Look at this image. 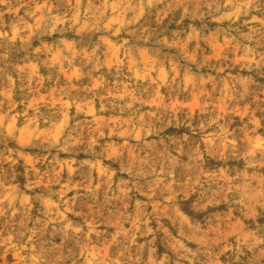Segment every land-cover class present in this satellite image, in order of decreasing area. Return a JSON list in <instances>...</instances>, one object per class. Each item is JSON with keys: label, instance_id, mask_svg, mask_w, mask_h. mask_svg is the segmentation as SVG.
<instances>
[{"label": "clouds", "instance_id": "1", "mask_svg": "<svg viewBox=\"0 0 264 264\" xmlns=\"http://www.w3.org/2000/svg\"><path fill=\"white\" fill-rule=\"evenodd\" d=\"M0 264H264V0H0Z\"/></svg>", "mask_w": 264, "mask_h": 264}]
</instances>
